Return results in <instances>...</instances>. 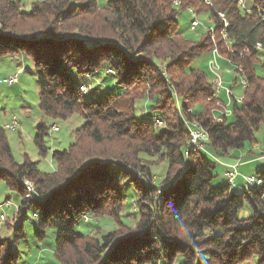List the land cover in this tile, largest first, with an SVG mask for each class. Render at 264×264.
Here are the masks:
<instances>
[{
    "label": "trees",
    "instance_id": "trees-1",
    "mask_svg": "<svg viewBox=\"0 0 264 264\" xmlns=\"http://www.w3.org/2000/svg\"><path fill=\"white\" fill-rule=\"evenodd\" d=\"M204 3L106 0L99 7L96 0H41L24 11L23 0H0V58L31 60L38 108L47 118L83 120L68 148L52 152V173L40 172L28 158L15 162L0 127V183L18 198L11 237L0 239V264H17L10 247L25 238L27 210L38 241L47 229L54 231L59 264H173L177 257L179 264H247L252 258L264 264V169L254 174L261 185L245 190L243 184L240 193L231 192L227 181L214 185L211 172L219 159L254 144V133L264 126V0H250L245 9L235 0ZM189 9L198 19L206 13L210 25L200 21L205 35L197 42L178 26L179 14ZM214 46L241 64L246 80L243 100L221 123L208 113L215 104L209 73L194 65L203 55L210 59ZM101 75L117 91L85 102L82 96L99 92L92 79ZM234 82L231 88L239 89ZM138 103L154 117H138ZM192 121L208 135L205 152H186ZM54 126L36 128L41 156ZM142 154L166 162L159 184L141 163ZM124 181L123 188L131 189L128 208L137 216L133 226L121 215ZM1 204L9 205L4 214L13 205L9 198ZM245 207L250 215L241 219ZM83 217H106L117 228L90 237L77 229L90 224Z\"/></svg>",
    "mask_w": 264,
    "mask_h": 264
},
{
    "label": "rangeland",
    "instance_id": "rangeland-1",
    "mask_svg": "<svg viewBox=\"0 0 264 264\" xmlns=\"http://www.w3.org/2000/svg\"><path fill=\"white\" fill-rule=\"evenodd\" d=\"M35 1L41 0H23L24 11H28L31 3ZM96 3L99 7H103L106 4V0H96ZM249 5L250 0H246V8H248ZM197 15H199V19L197 18L199 21L206 24V26H210L208 23H206L208 22L206 19V13L201 12ZM190 19L192 21L193 16H191L187 11L181 12L177 19L178 26L182 31V34L187 39L197 42L201 36L205 35V29L202 26L195 29L189 28L188 26ZM223 56L224 55L222 54V59L217 61L219 64L218 70H216V72L220 75L224 87H229L230 83L233 81L235 72L231 67L225 65L222 62L225 59ZM208 60L209 55H203L195 60L194 65L200 68L202 71L209 73L207 66ZM18 68H22V72L17 70L13 74L9 73L10 70L14 71ZM14 75L17 77L19 76V78L18 82L12 87L0 83V127H4L3 129H5V126H10L13 119L17 123V125H14V130L5 129L11 155L15 162L22 163L25 158H28L31 162L38 163V169L40 172L52 173L55 169V166L51 160L52 152L62 151L68 148V146L73 142V131L78 129L83 124V120L77 115H72L67 121L64 122L53 121L47 118L39 110L37 98L38 89L30 59L24 58L21 55L0 58V81L3 78L13 77ZM97 79H101V83H99ZM97 79H92V83L95 89L99 92L94 94L93 97L82 96L85 102L90 101L91 99H103L107 93L117 91L115 84L111 79H108L103 75ZM208 79H211L210 74H208ZM84 82L87 81L84 80ZM232 93L234 97H237L239 94H241L240 90L236 88H233ZM221 95L222 98H224V92H222ZM223 100L227 102L226 98ZM145 106H147V104H145ZM145 106H142V103L136 104V114L138 117H141L143 113H146L147 116L145 117L150 120V118L154 117V114H150L148 112V106L144 108ZM216 106V104H213L208 111L210 112L213 109L219 111L220 108ZM193 108L196 109V107ZM41 123L47 127L55 125L58 128L57 131H51L50 135L44 139V147L46 150L45 156H41L39 154V151L34 143L36 128ZM254 142L255 143L252 145L247 144L244 149L235 151L236 156L241 155V157H245L243 161H247L248 159H254L253 161H255V163L246 164V166L240 169V172L246 174L247 176L254 175L257 171L264 169V126H260L259 129L254 133ZM139 157L143 166L148 167L150 170L154 184H159L164 178L165 172L167 170L166 162L161 161L160 157L158 156L153 157L142 154ZM230 166L231 164L226 165V168L229 169ZM211 172L212 175L216 177L213 182L214 185H225L227 180L222 176V167L220 164L216 165L215 169ZM25 183L30 184L31 182L25 181L24 184ZM230 185L231 192L240 193L237 188H233L235 187V184ZM123 186H126L125 181L124 183H121V188L127 198L121 215H128L126 218L128 219L129 224L133 226L137 221V216L135 214L136 212H131V209L128 208L131 189H125ZM6 198H9L13 205L12 207L5 209V214L2 216V223L5 221L6 216L8 221L2 227L0 224V239L11 237V223L14 222L13 219L15 218L17 208L16 205L18 204V198L15 196V194L6 190L4 185L0 183V203L5 201ZM32 214L33 212L31 210H27V217L29 221L27 220L24 225V240L18 244H15L14 246L11 244V242L9 243L11 244L10 249L18 255L17 264H59L53 255L54 231L47 229L45 231L46 235L44 240L38 241L33 234L36 225L35 221L32 219ZM248 215H250V212L246 207L239 213V217L241 219H244ZM83 221L90 224L80 223L77 229L81 233L88 232L90 237L99 238L102 234H105L108 231H113L117 228V226L106 217L97 221L94 219L88 220L83 218ZM96 226L98 228H96ZM180 262L181 257H177L173 264H179ZM256 263L257 259L252 258L247 264ZM158 264L168 263L162 259Z\"/></svg>",
    "mask_w": 264,
    "mask_h": 264
},
{
    "label": "built area",
    "instance_id": "built-area-1",
    "mask_svg": "<svg viewBox=\"0 0 264 264\" xmlns=\"http://www.w3.org/2000/svg\"><path fill=\"white\" fill-rule=\"evenodd\" d=\"M235 1L237 2L240 8L245 9L246 0H235ZM198 26H199L198 24H190L191 29H195ZM215 59H218V58H215L214 55L211 54V57L208 61L207 66H208V72L211 76L209 83L212 85V88H213L215 102L221 110V117H214V115H211V119L215 122L221 123L224 119H227L231 116L232 105L240 104V103H238L233 96V93H232L233 89L231 88L232 82L230 83L231 85L229 87H224L223 81L220 75L215 70ZM243 79H245L244 74H234L233 82L235 81L234 83L236 87H238V84H242ZM17 81H18V77L14 75L13 77H8L6 79L1 80L0 82L1 84L12 86L15 83H17ZM83 90L85 91V89ZM222 92H224L227 102L220 98V95ZM14 125H17V123L13 119L11 125L5 126V129L14 130ZM187 127L190 128V131H191V139H188L189 145H188L187 151H192V145H202V140L200 139V137H198L197 130L195 129L194 126H187ZM57 130L58 128L53 127V131H57ZM203 149L205 148L203 147ZM238 167H239L238 164H234V165H231L229 169L226 168L224 172V177L225 179H228V184H236V178L238 176V170H237ZM253 178H254V175L243 177V184H244L243 189L247 190L248 186L252 185ZM8 206H9L8 204H1L0 224H2V216L4 214L3 210L4 208ZM83 218L85 219L86 217H83Z\"/></svg>",
    "mask_w": 264,
    "mask_h": 264
},
{
    "label": "bare ground",
    "instance_id": "bare-ground-1",
    "mask_svg": "<svg viewBox=\"0 0 264 264\" xmlns=\"http://www.w3.org/2000/svg\"><path fill=\"white\" fill-rule=\"evenodd\" d=\"M209 2H210V0H205V3L204 4L205 5H208ZM174 3L175 4H178L177 1L174 2ZM188 12H189V14L191 16H193V20L191 21V24H198V25H200V21L197 19V17L194 14L193 10L192 9H189ZM218 16H219L220 20H224V17H223L222 14L219 13ZM223 25H224V27L227 26V24H226L225 21H223ZM210 32L213 33V29H210ZM220 36H221L222 40H225L226 39V34L224 32V29L221 31ZM214 41H215V38L212 36V42H214ZM211 54H213L215 58H218V59H215V70H218V64L219 63H217V61L220 60V59H222V57L220 56L219 51H218V48L216 46H214ZM224 61H226L232 67V69L235 72V74H244V71L242 69V66H241V64L239 62L238 63L237 62H233V61H231L229 59H224ZM245 84H246V80L245 79L242 80V84H238V88H239L241 94H239V96H237V97H234L238 103H241V101L243 100L242 91H243V89L245 87ZM82 91H84V90L82 89ZM208 113H210L211 115H214V117H221V110L218 111L216 109H213V110H211ZM187 126H194L195 129L197 130L198 137H200V139L202 140V145H192V152H197V151L205 152L206 150L203 149V147L205 148V144L208 141V135H207L206 131L201 127V125L199 123L194 122V121L188 123ZM188 139H191V131H190V128H188ZM186 152L188 153L189 151L186 150ZM226 180H227V183H228V179H226ZM24 185H25V187H26L27 190H29L31 192L33 191V184L32 183H30V184L25 183ZM260 185H261V181L259 179H257L256 177H254L253 178V183H252V185L248 186V189H252V188L258 187Z\"/></svg>",
    "mask_w": 264,
    "mask_h": 264
},
{
    "label": "crops",
    "instance_id": "crops-1",
    "mask_svg": "<svg viewBox=\"0 0 264 264\" xmlns=\"http://www.w3.org/2000/svg\"><path fill=\"white\" fill-rule=\"evenodd\" d=\"M17 70L22 72V68L21 69L18 68V69H15L14 71L13 70L12 71L10 70L9 73L13 74ZM220 98L223 100L226 97L224 95V98H222V95H221ZM244 158L245 157L244 156L241 157V155L236 156L235 151H233V152L230 153V155L228 157L219 159V161L217 163L220 164L221 167H222V176L224 177V172L226 170V165H229V164L234 165V164L237 163L239 165V167H238V169H239L238 170V173H239L240 172V169L243 168L244 166H246V164H253V163H255V161H253L254 159H248L247 161H243ZM245 176H247V175L246 174H243L241 172L238 174V176L236 178V184H235L236 187L235 188H238L239 189L240 187L243 186V177H245ZM248 176H250V175H248Z\"/></svg>",
    "mask_w": 264,
    "mask_h": 264
}]
</instances>
